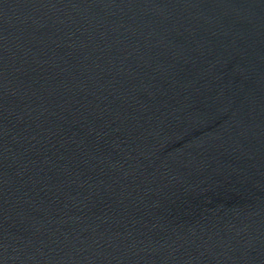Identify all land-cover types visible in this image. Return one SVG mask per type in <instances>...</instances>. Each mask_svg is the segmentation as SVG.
<instances>
[{"label": "water", "instance_id": "obj_1", "mask_svg": "<svg viewBox=\"0 0 264 264\" xmlns=\"http://www.w3.org/2000/svg\"><path fill=\"white\" fill-rule=\"evenodd\" d=\"M0 264H264V0H0Z\"/></svg>", "mask_w": 264, "mask_h": 264}]
</instances>
